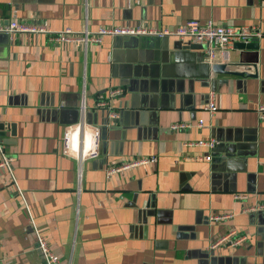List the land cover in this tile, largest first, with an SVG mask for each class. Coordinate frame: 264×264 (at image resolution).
<instances>
[{"label":"crops","instance_id":"1","mask_svg":"<svg viewBox=\"0 0 264 264\" xmlns=\"http://www.w3.org/2000/svg\"><path fill=\"white\" fill-rule=\"evenodd\" d=\"M13 18L90 33L197 19L260 35L257 49L210 61L173 35L78 47L0 31V144L12 167L0 175V264H45L35 228L63 264H264V0H0V25ZM113 88L122 94L98 107ZM78 121L99 129L97 157L64 154ZM135 158L154 161L107 174ZM231 229L247 241L211 248Z\"/></svg>","mask_w":264,"mask_h":264},{"label":"built area","instance_id":"2","mask_svg":"<svg viewBox=\"0 0 264 264\" xmlns=\"http://www.w3.org/2000/svg\"><path fill=\"white\" fill-rule=\"evenodd\" d=\"M0 31L6 32L12 36L23 35L28 33H46L51 34L52 39L56 42L72 43L78 47L88 45L89 43H101L103 37L106 35L112 36H134V35H154V36H176L181 41H186L195 44H204L207 59L213 60L218 53H222L228 57L229 50L237 42H249L260 35L259 31L250 26L235 27L226 24H216L213 21L205 23L197 19H189L177 25L174 29H156L152 26H104L99 28L96 32L89 31L77 32L70 28L62 31H53L47 23H24L18 21L16 18L11 19L6 25H0ZM210 60V61H211ZM123 92L120 88H113L108 90L107 95H100L97 106L105 108L110 106V101L121 95ZM211 113L217 109L214 101L211 100L206 107ZM84 111V109H83ZM258 117L264 120V105H260L257 109ZM119 116L116 112H111L110 117L117 118ZM204 121L200 120L198 125L203 126ZM183 125H175L174 128H180ZM90 138V140L88 139ZM100 145V131L97 127L87 124L84 121H78L75 124L69 125L63 137V152L64 154L74 157L78 160H86L97 157L99 154ZM192 145L213 147V141H197ZM2 151V145L0 144ZM2 158L0 159V175L2 171L7 170L12 175L11 158L7 157L2 151ZM207 156V159H210ZM154 161L152 158H135L130 161L120 162L114 164L107 169V174L111 175L117 172H123L128 168L145 166ZM13 177V176H12ZM237 199H244L246 194L240 193L235 196ZM262 206H260L261 208ZM230 216L213 215V220L223 219ZM37 238V248L43 255L45 264H63L57 257L55 252L51 249L44 236L35 228ZM247 235L240 233L236 229H231L226 234L215 240L211 248H216L225 243L233 246L240 245L247 241Z\"/></svg>","mask_w":264,"mask_h":264},{"label":"water","instance_id":"3","mask_svg":"<svg viewBox=\"0 0 264 264\" xmlns=\"http://www.w3.org/2000/svg\"><path fill=\"white\" fill-rule=\"evenodd\" d=\"M181 45H182L181 46L182 49H184V50L191 49V47H193L192 45H190V42H189V44H185V45H184V42H183V44H181ZM197 45L205 46L204 44H197ZM235 46L238 47V48H242V49H257L258 48V38H254V39H252L249 42H237L235 44ZM203 56L205 58H207V54L206 53H203ZM204 64H206V65H204V67L208 66V69H211L212 71L217 72V73L230 74V75H241V76H251L247 72L238 73V72H235V71H230L229 69L226 68L227 67L226 64H219V63L216 64V63H207V62L204 63ZM206 76L208 77L209 75L207 74ZM252 76H257V75L254 74ZM0 128L1 129L3 128L2 124L0 125ZM0 135L1 136L3 135L2 131L0 132Z\"/></svg>","mask_w":264,"mask_h":264}]
</instances>
